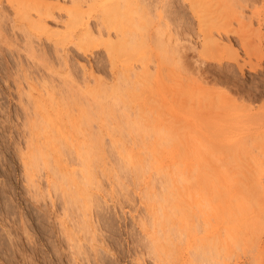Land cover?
I'll list each match as a JSON object with an SVG mask.
<instances>
[{
    "label": "rangeland",
    "instance_id": "374dc122",
    "mask_svg": "<svg viewBox=\"0 0 264 264\" xmlns=\"http://www.w3.org/2000/svg\"><path fill=\"white\" fill-rule=\"evenodd\" d=\"M8 1L9 0H0V264H157L154 256L151 254L147 231H145H149L148 227H150L151 224H149L150 219L147 213L146 198L144 197L149 196V193L151 191V193H153L154 190L156 192H154V194L159 196L161 184L158 177L154 176L153 173L150 174L152 171H150L149 174L147 173L150 169L149 167L152 165H150L152 160H150V156L147 154L149 151L147 150V152L146 149L144 150L143 148L147 145L145 148L150 149L153 136H155L156 133L153 132L154 130H152V133L150 131L145 136L124 133L122 136L115 138L117 142L112 146L110 139L98 130L97 118H102L105 131H111L110 129L112 127V130H114V127L124 122L126 115V118L129 117V119L127 118L128 120L133 121L132 114L138 112L144 105H146L147 108H152L150 113L149 108L148 110L146 107L143 109L146 112L148 111L150 116L148 113H146V115L143 112L144 116L142 121L148 123L154 122V120L157 119V114L160 115L161 118H158L162 122L167 120V117H170L167 110L179 107L175 110L173 109L174 112L179 113V115L174 112L173 114L180 119L175 117L178 119L181 128H184L182 131H186L187 133L189 126L186 125L187 129L184 127L182 119L185 114L183 115V113L186 110L188 111L190 106L192 108L190 112L197 111V108L190 104H188V106L186 103H179V105L177 100H174L179 97V93L182 89L187 88L186 86L190 84L195 88L199 87L200 90H206V92H218L219 95L222 94L221 92H227L232 96V94L234 95V88L241 91L244 90L243 92L245 94H250L254 88L255 90H259L256 89L257 87L254 85L258 80L259 74L255 75L246 72L245 75L241 77L234 71L235 68L232 65H224L220 68L214 63L211 65V63L203 61L201 53L204 51V45L202 37L198 34L197 23L191 11H189L188 0H131L132 6L138 5L137 11H143L142 13H145L141 21L144 22L145 31L147 30L148 35L151 34L152 37H154L153 34L155 32L153 30L160 28L159 30L161 31L166 45L167 56H165L168 62H166L164 58H161V54H159V60L164 59V62L167 63L163 62V65L165 64V67L163 66L164 68L162 69V72H165L164 74L161 75L162 72L160 71V74L156 75L157 70L153 67L156 60L155 57L153 58L154 62H152V64L150 63L151 61H149L150 58H146V61L149 62H146V64L148 65V72L151 75L150 79L153 81L156 76H159L157 80L159 82L161 81L162 88L158 93L156 89H153V86L152 90L150 89L148 91V89H144L146 90V92H144L140 84H136V78L133 77L132 73L137 72L136 69L139 70L140 65L138 62H135L136 60L132 57V54L122 57L119 56L120 58L117 57L116 61L108 56L106 46L110 38L107 39V36L104 35V31H101L104 30L103 28L99 29L101 27L99 24L104 19L99 7L105 0H80L83 9H81L82 16L80 21L76 24L77 26L70 23L66 14L67 9L72 7L70 3L71 0H40L49 4L52 10H54L52 19H46L45 24L46 27H48V31H42L41 33L29 30L27 22L15 15ZM221 1L230 2L231 0ZM245 1L248 6L246 5L243 9V15L248 16L252 11V8L249 9L250 6H252L253 3L254 6H257L258 2L256 3L255 0ZM231 2H233V0ZM238 14H241V12H237L236 15ZM133 17H135L133 18L134 23L136 20L138 21L136 16ZM80 22L82 23L80 24ZM132 23L126 27L130 29L134 24ZM126 27L124 30H128ZM87 28H89V30ZM97 30H100L101 34ZM91 32L95 35L93 36ZM87 34L91 41L84 42L83 37L85 39V35ZM90 34L92 36H90ZM99 34L100 37L98 36ZM91 37L94 39L92 40ZM111 37L113 40L112 42H114L115 37L113 35ZM221 38L223 40L222 42L225 43L226 39L224 40V37ZM230 39L232 42H236V39L232 37ZM147 43L146 45L149 46L153 43V40L152 43L151 41H147ZM150 47L154 46L151 45ZM148 54L151 55L150 52ZM171 55L172 58L170 57ZM240 55L242 54L240 53ZM153 56L154 55H151L149 57ZM228 66L230 69L227 68ZM119 73H121V76L117 75ZM122 75L124 76V80H128V84H126L127 86L125 85V88L123 87V83L121 85V80L119 82L120 84L117 83ZM117 76H120V78L117 79ZM153 76L155 77L152 78ZM233 77L234 80L231 82ZM224 79H228V82ZM192 80L195 81L190 83ZM217 80L221 81L220 85ZM222 80L228 85H223L224 81L222 83ZM195 82H198V84L195 85ZM116 84H119L118 86L121 85L123 88L122 91L119 90L121 92H118L120 96L117 94L119 98L117 104L110 98L112 87ZM99 85L103 87V89H106V91H109L106 95L109 97H107L106 100L103 99V102L99 104L103 109L102 117L98 116L101 110H97L95 105L91 104L92 102L88 94V91L91 92L92 89H96ZM226 87L229 88V90L226 89ZM248 90L249 92H246ZM151 91L152 93H150ZM36 93H38V95ZM141 93L144 94V96H142ZM32 94L34 97L37 96L41 98V100L40 98L37 99L40 103H47L48 105L54 103L58 104L62 111L66 109L64 111L66 114H63V117L64 115L67 117L65 119L63 118L66 120V123H68L67 121L70 118L74 119L75 117V120H77L79 116L78 113L82 111L92 119V122H96L92 123L93 125L91 124L93 127V133L91 134L93 135L88 138L89 150L92 154L90 167L94 180L91 185L92 187L88 186L87 188L89 197L87 200L82 201L84 203L79 201L78 197L76 198L75 195H73V192H71L72 195H64L62 191H64L65 188L63 190L51 189V179L55 177L51 178L52 172L50 173L48 168H42V165H40L41 167L38 166L39 168L37 167V169H35L37 172L35 171L32 174L35 177V189L33 185H30L31 182H26L27 174L25 170L22 169L23 166H21V161L26 157L30 149L28 148L29 146L26 147V144L28 145L29 143V139L26 137L27 130L25 125L27 117H29L28 115L32 112V104L30 103L31 99L29 96H32ZM146 94L147 96H145ZM84 96L85 98H83ZM140 96L142 98H140ZM161 97L167 99V102ZM257 97L255 100H251V102L250 99L248 100L247 96H243V100L241 101L236 98L237 100L234 101V104L236 106H248L247 108L256 109L259 105L264 103V94ZM136 98H138V100ZM143 99L147 102L145 103ZM171 99L174 100V104H172L173 102ZM49 101L51 102L50 104ZM169 103L172 106L169 105ZM54 104L53 106H55ZM166 106L170 108L168 109ZM182 107L183 113L178 111ZM130 113L132 116H128ZM164 113L165 117L167 116L166 118L164 117ZM187 113H189V111ZM187 115L189 116L190 114ZM187 115H185V117ZM134 119L138 118L134 117ZM176 119L172 121L174 123L173 126L175 125L174 127L179 129L180 126ZM168 120L167 123L169 121L172 123L171 120ZM176 125H178V127ZM177 129L175 130L178 131ZM75 137L80 141L79 136H74V138ZM70 139L67 137L64 141H60L62 142L59 143V148H61L59 152L61 153L58 152L59 155L57 156H61V158L59 157V162L62 169H64V167L66 168L64 170L68 169L69 171L72 169L70 173L72 172L71 174L73 175V173L77 172L76 170H80L77 163L78 157L76 151L80 143L76 138L77 141ZM132 149L134 153H139L140 157L143 155L142 158L145 159L144 162L147 163L145 164L146 168H143V170H148L144 173L145 176L143 175L145 179L141 175L143 179H138L140 177L139 175L138 178L135 177L136 175L132 172L131 167L125 164L121 156L122 154L120 155V153H124L126 150L128 152L132 151ZM22 156L23 158H21ZM162 156L164 157L165 154L162 153L158 156L157 161H153L154 166H156V162L163 165L168 163L167 160H163ZM254 156L256 157L257 155ZM204 157L205 156H200L198 158L203 160ZM260 158L262 160V164L260 165L263 171L264 156L258 155L257 159L260 160ZM185 162L189 163V161L184 158L182 163L185 164ZM51 163L50 167H52ZM216 167H219V164L216 165ZM194 168L195 166H193L192 169ZM73 169L75 172H73ZM143 172L141 174H143ZM70 173L69 176L71 175ZM46 175L50 177L49 179L47 178L48 182L46 181ZM77 175H75L76 178ZM59 178L60 177L57 176L55 180ZM84 214L86 215L85 218ZM79 218L81 219V223ZM84 225L85 227L89 226V228L86 227L89 231L84 229ZM77 226L79 228H77ZM195 226L198 228L199 224ZM80 227H82V231L79 230ZM201 227L202 226H200V228ZM262 230L263 232L261 235V230L257 232V236H259L261 241L256 238V235L254 239L255 241L257 239L256 242L259 241L261 245L264 242V227ZM84 231H86V233ZM69 233H71V235ZM75 233H77V235ZM184 235L185 236H182L183 240L180 239L179 241L181 243H178L179 246H176L179 253L177 254L178 256L176 255L178 259L174 261V264H176V261L177 264H182V262L183 264L186 262L190 263L192 261V264H216L214 259L215 262H213L212 259V261L209 260L210 256L208 254L204 256V254L202 255L201 253V255L198 254L194 256V253H192L194 249L189 252V250H187V246L189 245L188 238L186 234ZM184 239H187V241ZM77 241V244L82 242L79 244L83 252L81 257L79 256L80 258L73 257L71 253L73 249H79V246L76 244ZM73 242L75 243V248H73L74 246L72 247V245H74ZM258 250L259 249L251 248L245 250L240 249L236 257L227 259L228 261L230 260L229 262L225 259L223 264H253L254 262L252 261L254 258L252 255L254 254L255 256L258 252L261 256L263 255L262 260L264 261V243L260 251ZM249 251H252V258L249 256ZM187 253H192V257L194 256L193 259L190 255L189 259ZM179 255L182 260L179 258ZM255 257L259 259L258 257L260 256L256 255ZM263 261L261 262L262 264H264Z\"/></svg>",
    "mask_w": 264,
    "mask_h": 264
},
{
    "label": "bare ground",
    "instance_id": "6f19581e",
    "mask_svg": "<svg viewBox=\"0 0 264 264\" xmlns=\"http://www.w3.org/2000/svg\"><path fill=\"white\" fill-rule=\"evenodd\" d=\"M188 1L189 11H191L192 16L197 23L198 34L202 37L204 51L201 53V58L203 61L211 63V65L214 63L220 68L224 65H232L235 68L234 71H236L241 77H243L246 72L255 75L259 74L258 80L254 83L257 87L256 89L259 90H255L253 87L254 89H252L253 91L250 92V94H245L243 92L244 90L241 91L233 87L235 89L234 95L232 94L231 96L227 92H225L226 94L221 92L222 94L219 95L217 92V96L215 91L206 92V90H204V92L203 89L200 90L199 87L195 88L193 85L191 86L189 84V88L186 86L187 88L182 89L179 93V97L174 99L177 100L178 104L186 103V105H194L196 106L195 108H197V111L190 112L192 109L191 106L190 109L186 107L189 109V113H187L188 111L186 109L187 112L185 111L183 113V107L178 110L179 112L181 111L183 115L190 114L186 117L184 115V118L182 119L184 127L187 129L186 125L189 126L187 133L186 131H182L184 128H181V125L178 122L179 118L173 114L174 110L179 107L175 109L173 108V110L169 106H166L168 109L170 108L167 110L170 117H166L169 120L175 117L178 118L175 119L182 132L175 128V125L173 126L174 123L172 121H175V119L171 120L172 123H170L168 119V123L167 120H165L166 122H162L159 120V118H161L159 114H157V119H155L156 121L154 120V122L148 123L142 121L144 113H148V111L146 112L143 110L145 107L147 108L146 105L136 112L137 114L134 113L132 116L130 113V115H128L133 117V121L128 120L129 117H127V119V115H124V122L119 126L114 125L116 126L114 127V130H112L113 127L110 129L112 132L104 130L102 118H97V123L98 130L110 139L112 146L117 142L115 138L122 136L124 133L143 136L147 135L150 131L152 133V130L156 133V135L153 136L150 149L145 148L147 145L143 147L144 150L146 149V151H149H147V154H149L148 156H150L149 158L152 160V163H150V165L152 164V167H149L148 165L150 168L149 171L147 169L143 170V168H146L145 164H147L144 162L145 159L142 158L143 155L141 154L142 156L140 157L139 153L133 152V149L129 152L126 150L124 153H120V155L122 154L121 156L123 157L125 164L128 167H131L132 172L136 175H134L135 177L138 178V175L145 176L144 173L148 171L147 173L149 174V172L152 171L150 174L153 173V175L160 180L161 190L159 189V196L154 194V190L153 193H151L152 191L149 193V196L144 197L146 198L147 213L150 219L149 224H151V226L149 225L150 227H148L149 231H145H147L149 247L151 248V250H149L154 256L157 264H174V261L178 259L177 254L179 253L176 246H179L178 243H181L179 241L180 239L183 240L182 236H185L184 234H186L188 238L189 245L187 246V250L191 252V250L193 251L194 249L192 252L194 253V256L198 254L201 255V253L202 255L204 254V256L208 254L210 256L209 260L214 259L216 262L214 260L213 262L216 264H223L225 259L227 260L236 257L239 253L238 250L240 251V249L245 250L251 248L259 249L258 251H260L261 246H263L264 243L263 242L261 245L259 241L256 242L257 239L256 241L254 240L258 234L257 232H260L261 230L260 235L262 234V228L264 227V170L262 171L263 168L260 165L262 164L261 158L260 160L257 159L258 155L264 156V103L259 105L256 109L247 108L248 106H236L234 104V101L237 100L236 98L241 101L243 100V96H247L248 100L250 99L251 102V100H255L257 96H262L264 94V0H255L256 3L258 2L257 6H254V3L251 1L253 5L250 6L249 9L252 8V11L248 16L243 15V9L247 5L245 0H233V2H231L232 0H229L231 4L230 2H224L221 0ZM8 3L15 15L27 22L29 30L35 32L38 31L40 33L42 31H48V27H46L45 24L46 19L49 18L51 20L54 13V10H52V7H50L49 4L40 0H9ZM70 3L72 4V7L67 9L66 14L70 23L76 25L82 16V2L80 0H71ZM99 8L104 17L103 21L99 24L101 26L99 29L103 28L104 30L101 31H104V35L107 36V39L110 38V40L108 39V45L106 46L108 56L116 61V58L119 56L122 57L132 54V57L136 60L134 61L138 62L140 65L139 70L136 69L137 72L132 73L133 77L136 78V84H140L143 90L148 89V91L150 89L152 90L153 86V89H156V92L158 93L162 88V84L160 83L161 81L159 82L157 80L159 76L156 75H159L160 71L162 72V69L165 67V64L163 65L164 59H167L166 45L161 31L159 30L160 28L155 29L156 31L153 30L155 32L153 34L154 37H152L151 34V36L148 35L147 30L145 31L144 22L141 21L144 18L143 15L145 13L143 14V11H137L138 5L132 6L131 0H105L100 4ZM239 11L241 14L236 15ZM133 16H136V19H138L135 23L133 22V18H135ZM81 23L82 22H80V24ZM130 23L133 24V26L130 27L131 30L126 27ZM125 27L128 30H124ZM87 29L89 30V28ZM101 31L99 30L98 32L101 34ZM100 34L98 35L99 37ZM92 35L94 36L95 34L92 33ZM92 35L90 34V36ZM112 35L115 37L114 42H112L113 40L111 39ZM221 37H224V40L226 39L225 43L222 42L223 40ZM231 37L236 39V42H232L230 39ZM93 39L94 38H92V40ZM151 39L153 40V43ZM83 40L84 42L91 41L88 34L85 35V39L83 37ZM147 41H151L152 44L147 46L146 44L150 43H147ZM151 45L154 47H150ZM239 51L242 55H240ZM149 52L154 56L149 57L151 56L148 54ZM159 54H161V58H164L163 60L160 58L162 62L159 60ZM147 57L148 59L150 58L149 61H151V64L154 62L153 58H156L153 67L157 71L155 75L156 77H152H155L153 81L150 79L151 75L148 72V65L146 64V62H148L146 61ZM170 57L172 58V55ZM166 62L168 61L166 60ZM227 68H229V66ZM164 73L162 72L161 75ZM120 74L121 73L117 75ZM123 75L121 77L122 79L120 78L121 75L117 76V79L120 78L117 83L121 80V85L123 83V87L125 88L127 86L126 84H128V80H124ZM224 80L227 81L228 79ZM224 80H222V83ZM233 80L234 77L231 79V82ZM193 81L195 80H192L190 83H193ZM225 81L223 85L227 86L228 84L225 83ZM220 83L221 81L218 82L219 85ZM119 84L116 85L118 86ZM197 84L198 82H195V85ZM115 86L113 85L114 88L112 87L110 98L113 99L115 104H117L119 101L118 92H121L123 88L122 86V89L120 86H118L119 88ZM226 89L229 90L227 87ZM144 92H146V90H144ZM246 92H249V90ZM108 93L109 91H106V89H103L100 85L97 86L96 89H92L91 92L88 91L92 102L89 103L92 105L94 104L97 110H101L98 116L102 117L103 115L102 106L99 104L103 102V99L106 100L107 97H109L106 96ZM150 93H152V91ZM36 94L38 95V93ZM147 94L145 96H147ZM29 96L31 99L30 103L32 104V112L30 111L31 114L28 115L29 117H27L25 126L27 130L26 137L29 139V143L28 145L26 144V147L29 146L28 148L30 149L28 154H26V157L24 155L25 158H23V156L21 157L23 158L21 161V166H23L22 169H24L27 174L26 182H31L30 185H33L34 188L36 182L34 181L35 177L32 174L36 171L35 169H37L38 166L42 165V168H48L50 173L52 172L51 178H56L57 176L60 177L58 180H55V178L51 179L52 181L50 180L52 183H49L52 185L51 189L63 190L65 188L64 191H62L64 195L69 196L71 192H73V195H75L76 198L78 197L79 201L82 202L87 200L89 197L87 188L92 185L94 180L92 169L90 167L92 154L89 150L88 138L93 135L91 134L93 133L92 123L96 122H92V119L82 111L81 113H78L79 116L78 118L76 117L77 120H75V117L74 119L70 118L67 121L68 123H66V120H64L67 118L65 117L66 115L63 117V114H66L64 112L66 109L62 111L58 104L53 103L55 105L53 106V104L48 105L47 103H40L38 102L39 100L37 101L40 97L36 96V98L33 94L32 96ZM85 96L83 98H85ZM142 96H144V94H142ZM140 98L142 97L140 96ZM136 99L138 100V98ZM164 100L167 102V99ZM171 100L173 102L172 104H174V100ZM147 101H145V103ZM50 103L51 102L49 101V104ZM169 105L171 104L169 103ZM148 108L150 113L152 108ZM174 113L179 115L177 112ZM134 117H137L138 119H134ZM176 126L178 127V125ZM74 136H79L80 141L77 137L75 138L80 144L82 142V144H78V150H76L78 157L77 163L80 170H76L77 172L72 175V172L70 173L72 169L69 171L68 169L64 170L66 169L65 167L62 169L59 162L61 156L57 155H59L58 152L61 149L59 148V143H62L60 141H64L67 137L73 139ZM75 138L73 140H76ZM162 153L165 154L164 157L162 156L163 160H167L168 163L163 165L156 162V166H154L153 161H157L158 156ZM254 155L257 156L255 157ZM200 156L205 157L202 160L198 158ZM184 158L189 161V163H193H182ZM50 163L52 164V167H50ZM218 164L219 167H216ZM191 166L192 168L195 166V168L192 169ZM68 172L71 174L70 176ZM73 172H75L74 169ZM142 172L143 174H141ZM74 174L77 175V178ZM46 176L47 181L50 177L49 175ZM141 176L138 179H143ZM85 217L86 215L84 218ZM198 224L199 226L197 228L195 225ZM200 226L202 227L200 228ZM83 227H85V225ZM86 227L84 229L87 231L89 226ZM77 228L79 227L77 226ZM81 228L82 227H80L79 230H81ZM86 231L84 232L86 233ZM69 234L71 235V233ZM75 234L77 235V233ZM256 238L259 239V236ZM185 241H187V239ZM77 243L78 241L76 244ZM73 244L72 247L74 246L73 248H75V243L73 242ZM79 244L77 245L79 246ZM80 247L81 246H79V249H73V252H71L73 257H81L83 252ZM251 252L252 251H249V256H251ZM192 253H187V255L192 257ZM256 255L260 256L261 259L260 257H258L260 260L257 259L255 257ZM256 255H252L254 258L252 262L259 264L263 261V255L261 256L259 252ZM180 259L182 260V258ZM229 261L227 260V262ZM192 262L190 263L192 264ZM175 263L177 264V261ZM188 263L189 262H186L184 264Z\"/></svg>",
    "mask_w": 264,
    "mask_h": 264
}]
</instances>
